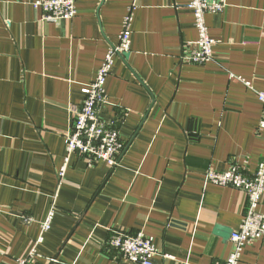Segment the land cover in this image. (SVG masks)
Wrapping results in <instances>:
<instances>
[{
	"label": "crops",
	"instance_id": "1",
	"mask_svg": "<svg viewBox=\"0 0 264 264\" xmlns=\"http://www.w3.org/2000/svg\"><path fill=\"white\" fill-rule=\"evenodd\" d=\"M37 1L0 0V264L30 251L56 191L32 264H134L107 247L114 230H143L162 253L153 264L223 260L230 238L214 227L238 229L247 197L206 172L235 162L252 175L263 157L255 91H264V0H225L206 15L219 43L202 65L179 60L198 38L189 0H77L74 19L59 22L42 21ZM133 4L129 55L114 58L100 112L124 143L118 165L73 154L59 185L83 88L119 44ZM241 264H264V240Z\"/></svg>",
	"mask_w": 264,
	"mask_h": 264
},
{
	"label": "built area",
	"instance_id": "2",
	"mask_svg": "<svg viewBox=\"0 0 264 264\" xmlns=\"http://www.w3.org/2000/svg\"><path fill=\"white\" fill-rule=\"evenodd\" d=\"M226 5L225 0L188 1L187 7L193 11L198 38L196 41L188 43V48L179 59L180 63L202 65L214 59V48L219 42L210 35L206 15L209 13L220 14ZM36 6L42 10V21H72L78 13L77 0H38ZM135 8L136 5L133 4L125 16L119 44L110 48L101 63L95 80L83 88L85 94L83 105L79 110H75L74 121L66 133V158L65 164L58 172L59 185L63 182L73 154L83 157L89 165L99 161L105 162L110 168L118 165V157L124 148V143L120 138L119 129L110 122L104 121L100 112L102 106L108 102L106 81L111 73L114 58L117 55L124 56L131 48ZM246 84L250 85L248 82ZM255 92L263 104V115L258 133L264 139V91ZM206 181L215 185L234 187L247 197V207L241 225L230 238V251L223 260H217L214 263L241 264L245 248L253 242L264 240V214L260 210L264 198V154L252 175L246 174L240 165L232 162L229 168L223 171L209 169L206 172ZM57 197L58 192L56 191L51 197L45 219L41 221L39 238L24 257L16 259L15 264H32L40 256L38 246L44 241L45 233L52 226L58 208ZM22 219L26 224L36 222L35 217L31 215H24ZM107 247L117 250L125 260L134 264H153L154 257L162 255L143 230L136 234L114 230L108 239ZM163 256L169 257L166 254ZM50 260L54 261V259Z\"/></svg>",
	"mask_w": 264,
	"mask_h": 264
},
{
	"label": "water",
	"instance_id": "3",
	"mask_svg": "<svg viewBox=\"0 0 264 264\" xmlns=\"http://www.w3.org/2000/svg\"><path fill=\"white\" fill-rule=\"evenodd\" d=\"M128 55H129L128 53L124 54V56H127V57H128ZM233 232H234L233 229L228 228V227L221 225V224H217L214 227V233L216 235L221 236L224 240H228L229 238H231V235Z\"/></svg>",
	"mask_w": 264,
	"mask_h": 264
}]
</instances>
